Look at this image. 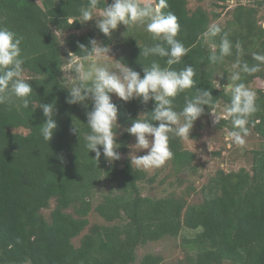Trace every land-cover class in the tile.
Returning <instances> with one entry per match:
<instances>
[{"label": "trees", "instance_id": "trees-1", "mask_svg": "<svg viewBox=\"0 0 264 264\" xmlns=\"http://www.w3.org/2000/svg\"><path fill=\"white\" fill-rule=\"evenodd\" d=\"M140 2L155 4L157 0ZM87 3L88 0H0V26L23 37L24 76L33 87L31 100L37 106L54 102L58 124L52 140L47 142L39 131L46 119L42 109L31 105L28 109L17 107L19 100L11 107L0 105V264H135L140 246L178 237L183 229L195 233L182 237L186 253L178 264H264V146L253 150L250 170L218 168L203 187L206 195L192 203L188 200L190 191H174L163 197L145 195L142 183H152L155 177L131 166L128 149L134 136L124 132V128L138 114L150 112L153 102L113 98L121 128H114L120 132L116 136L120 160L109 163L102 153L98 162L95 152L84 148L83 136L90 131L86 113L91 110V102L87 107L66 103L68 91L62 87L67 78L59 65L67 64L69 50L83 59L78 42L87 45L90 38L99 37L108 47L113 46L114 52L121 43L125 44L127 49L118 60L142 76L143 65H150L153 60L167 66V58L140 57L139 45L158 42L153 41L144 26L127 30L121 24L107 37L97 28L82 31L83 24L78 20L68 24L67 20L77 18L79 8ZM167 3L168 8L163 11L176 15L180 25L176 38L188 49L181 62L170 67L179 70L188 64L196 72L192 89L172 98L173 107L182 111L186 94L192 96L198 90L210 89L215 104L212 108L206 105L205 113L194 123L205 126L211 111L221 102L230 105V94L224 89L232 69L239 71L233 67L237 60L241 65L260 64V70L252 75L240 72L241 79L236 83L264 82V63L253 59L254 53L264 55V26L255 6L240 3L233 8L231 18L219 24L221 35L211 37L207 44L204 33L220 13L210 14L201 6L191 10L188 0ZM104 6L102 2L99 8ZM224 33L232 46L231 55L222 63L212 64L210 49L215 46L219 51ZM221 67L224 75L217 83L216 70ZM256 108L248 127L264 140L262 86L257 89ZM73 121L80 127V138L70 132ZM219 125L233 129L231 117L221 118ZM198 136L194 132L190 137ZM169 147L175 170L196 169L197 154L186 148L182 140L170 136ZM177 181L182 185L181 176ZM104 183L110 188L117 186L118 192L109 190L94 204ZM51 201L55 205L47 217L43 209L50 208ZM91 214L103 222H92ZM163 261L162 255L148 253L140 264Z\"/></svg>", "mask_w": 264, "mask_h": 264}, {"label": "clouds", "instance_id": "clouds-1", "mask_svg": "<svg viewBox=\"0 0 264 264\" xmlns=\"http://www.w3.org/2000/svg\"><path fill=\"white\" fill-rule=\"evenodd\" d=\"M103 8H99L101 3ZM168 8L167 0H157L153 3H141L140 0H88L87 6L79 8V16L69 18L67 23L72 25L75 21L86 24L95 21V27L100 33L111 37L114 30L123 24L128 29L133 26L143 25L151 34L153 41H158L152 46L141 48L140 57L145 59L150 56L167 58L166 65L153 60L150 65H143V76L123 60L115 59L97 63L98 57L109 55L110 47L96 38H90L88 44L78 42L80 54L89 67L85 70L80 62L78 53L71 50L67 53L68 65L72 69L74 78L65 81L62 88L67 89L66 103L81 104L85 107L91 102V110L87 111V127L90 130L83 136L84 148L88 152H95L94 159L100 161L101 154L109 163L121 159V154L116 151L117 132L114 127L118 124V107L113 102V95L124 102L140 100L143 104L153 102V108L145 117L142 113L132 119L131 125L124 128V132L135 137V144L129 146L133 151L129 154L133 169L150 171L162 167L173 157L169 147L171 138L184 141L190 136L194 123L205 113V106L212 108L215 104L210 89L198 90L197 94L184 96L182 111L173 107V99L178 94L187 93L192 89L196 72L192 65H185L176 70L170 66L179 64L188 49L176 37L180 31L176 15L163 10ZM222 28L217 23L208 25L204 33L209 37L220 36ZM228 34L221 36L219 51L215 47L210 49L209 60L212 64L222 63L225 57L231 55V43ZM23 37L11 29L0 26V105L7 104L11 107L16 100L24 109L31 105L33 108L42 109L46 118L40 125L39 131L44 141L50 142L58 127L54 118L56 115L55 103H40L37 106L32 100V84L25 79L23 65L26 57L22 55L21 44ZM239 50V45L236 46ZM253 59L264 63V55L253 54ZM234 71L228 77L229 83L224 91L230 94V105L226 107L224 118L231 117L233 131L228 135L232 142L243 147L249 135L250 117L257 111L256 93L240 81V72L252 75L260 70V64L249 65L237 60ZM64 72V67L59 65ZM219 84L216 89H219ZM212 112V111H211ZM213 113V112H212ZM214 114V113H213ZM152 122H158L154 124ZM214 123H219L215 116ZM70 132L78 135L81 132L79 125L73 121ZM102 146V151H101ZM147 150L144 155L136 153ZM134 153V154H133Z\"/></svg>", "mask_w": 264, "mask_h": 264}, {"label": "rangeland", "instance_id": "rangeland-1", "mask_svg": "<svg viewBox=\"0 0 264 264\" xmlns=\"http://www.w3.org/2000/svg\"><path fill=\"white\" fill-rule=\"evenodd\" d=\"M41 1L51 2L57 0ZM108 2L111 3V0H108ZM188 2V6L191 10H195L197 7L201 6L207 9L210 14L220 13V17L217 20H213V23L217 24H225L227 20L231 18L233 8L240 3L255 6L258 9L257 17L259 18V22L264 26V0H188ZM92 29H96L94 20L83 24L82 31ZM63 36L64 35L61 33L60 37L63 38ZM96 39L100 41L99 37H96ZM209 41H211V37L207 38L206 43H210ZM126 49V45L121 43V45L118 46L117 51L114 52L113 46H111L109 55L106 54L103 57H98L97 63L99 64L107 60L114 61L115 59H118L119 55ZM80 62L84 64L85 70H87L90 62L85 61L82 58H80ZM67 65L68 61L64 66V73L68 80L74 78V73L72 69L67 67ZM232 72H234V69H232L231 73ZM223 75L224 67L219 68L218 71L216 70L217 83L220 82ZM245 86L253 90L257 95L258 87L262 86L264 88V82H253L246 84ZM113 98L117 99L118 97L113 95ZM226 107L227 105L224 102H221L216 110L212 111L214 114L212 112L210 113V116L208 117L209 122H207V120L204 121L205 123L207 122L205 126H199V124H196L191 130L190 136L191 133L194 132H198L199 136L196 138L189 136L187 140L183 141V145L186 148L197 154L195 164L198 165L196 169L185 168L182 170H175L171 160H168L162 167L147 171L150 177H155V180L152 183H142L145 195L163 197L174 191L178 193H181L182 191H190L188 197L189 202H198L206 195V191H203V187L216 173L218 168L230 171L233 169L238 170L240 167H246L250 170L253 161V150L264 146V140H262L254 130L250 129L249 135L245 138L246 144L243 147L235 145L228 135L233 129L227 125H219L220 119L224 118ZM215 116L219 118V123H214ZM225 119H229V117ZM114 128H118V126ZM119 129L121 128L119 127ZM117 135H120L119 131H117ZM132 144H135V137L129 146ZM132 151L133 149L129 147L128 156ZM146 151L147 150H144L136 154L144 155ZM216 152H220V154H215ZM178 176L182 177V185L177 181ZM109 188L110 187L106 183L101 185L96 193L94 204L102 199V195L109 190H112L114 193L118 192L117 186L113 185L112 188ZM54 205L55 202L51 201V207L43 209V213L47 217ZM90 219L92 222H103L101 217L94 214H91ZM194 233V230L183 229L181 235L178 237L149 242L140 246L137 249L138 260L135 264H140L141 258L148 253L162 255L164 257L162 264H178L179 260L182 259L186 253V248H184L182 244V237L192 236ZM76 242H78V238L76 239Z\"/></svg>", "mask_w": 264, "mask_h": 264}]
</instances>
